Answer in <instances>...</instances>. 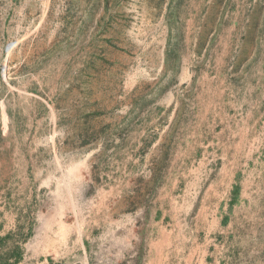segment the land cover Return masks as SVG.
Listing matches in <instances>:
<instances>
[{"label":"rangeland","instance_id":"obj_1","mask_svg":"<svg viewBox=\"0 0 264 264\" xmlns=\"http://www.w3.org/2000/svg\"><path fill=\"white\" fill-rule=\"evenodd\" d=\"M128 209L264 264V0H0V263L46 224L126 264Z\"/></svg>","mask_w":264,"mask_h":264},{"label":"crops","instance_id":"obj_2","mask_svg":"<svg viewBox=\"0 0 264 264\" xmlns=\"http://www.w3.org/2000/svg\"><path fill=\"white\" fill-rule=\"evenodd\" d=\"M105 193L108 200L114 195L110 190ZM128 210L122 215L124 221L135 224L136 228L131 230L132 237L122 248L124 257L129 255V258L124 259L126 264H212L207 258L198 261L180 256V250L173 245L169 232L165 233L168 240L164 242L157 239L155 233L148 241L142 240V234L137 230L140 219H143L142 209L135 213ZM29 229L27 241L17 248L22 250L19 252L21 256L10 259L11 264H97L99 261L96 258L94 260V249L98 245L93 239L88 240L93 230L86 237L85 230H77L76 239L69 241L67 226L39 224Z\"/></svg>","mask_w":264,"mask_h":264}]
</instances>
